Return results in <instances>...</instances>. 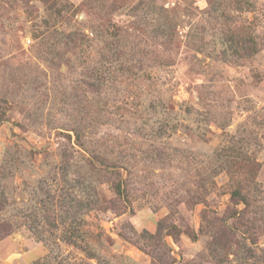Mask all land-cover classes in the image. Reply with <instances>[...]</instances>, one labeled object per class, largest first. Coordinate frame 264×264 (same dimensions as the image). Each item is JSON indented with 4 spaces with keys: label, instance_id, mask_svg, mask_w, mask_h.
<instances>
[{
    "label": "rangeland",
    "instance_id": "1",
    "mask_svg": "<svg viewBox=\"0 0 264 264\" xmlns=\"http://www.w3.org/2000/svg\"><path fill=\"white\" fill-rule=\"evenodd\" d=\"M0 264H264V0H0Z\"/></svg>",
    "mask_w": 264,
    "mask_h": 264
},
{
    "label": "trees",
    "instance_id": "2",
    "mask_svg": "<svg viewBox=\"0 0 264 264\" xmlns=\"http://www.w3.org/2000/svg\"><path fill=\"white\" fill-rule=\"evenodd\" d=\"M91 162V161H90ZM88 164H90L89 162H88Z\"/></svg>",
    "mask_w": 264,
    "mask_h": 264
}]
</instances>
